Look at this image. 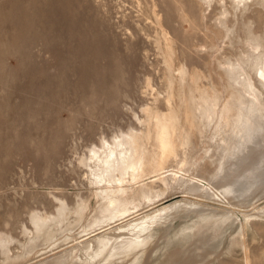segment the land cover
<instances>
[{"label": "rangeland", "instance_id": "374dc122", "mask_svg": "<svg viewBox=\"0 0 264 264\" xmlns=\"http://www.w3.org/2000/svg\"><path fill=\"white\" fill-rule=\"evenodd\" d=\"M158 17L179 61L197 69L208 86L222 81L218 62L238 61L250 35L264 37V0L238 8L234 0H0V234L10 243L9 250L0 248V264H57L76 250L84 256V246L97 248L96 236L81 242L92 231L83 229L97 200L78 156L102 137L137 126L134 112L143 116L142 108L156 98L166 109ZM199 145L195 155L203 153L204 143ZM185 190L145 204L112 230L177 202L197 203L203 214L259 220L249 225L243 245L230 248L234 236L243 239L239 224L218 238L203 229L190 239L192 230L182 228L194 225L201 212L181 211L161 227L141 264H264L262 187L232 205ZM81 198L90 204L84 219L69 214L63 226L52 225L54 238L27 255L35 234L32 214L56 216L59 199L73 210ZM66 226L72 230L65 232ZM7 254L16 259L7 261Z\"/></svg>", "mask_w": 264, "mask_h": 264}, {"label": "bare ground", "instance_id": "6f19581e", "mask_svg": "<svg viewBox=\"0 0 264 264\" xmlns=\"http://www.w3.org/2000/svg\"><path fill=\"white\" fill-rule=\"evenodd\" d=\"M249 1L234 0L236 8ZM158 23L161 36L157 43L166 66V109L158 106L156 98L153 105L142 108L143 116L134 112L137 126L120 129L111 138L104 136L99 145L77 155V164L87 171L97 200L83 229L92 231L81 242L96 236L98 246H84V256L80 250L67 253L57 264H141L161 227L169 226L181 211L201 212L194 225L182 228L192 230L186 236L190 239L203 229L212 230L213 238H218L239 224L237 237L243 239L234 236L230 248L236 243L243 245L249 225L259 220L247 214L242 220L233 212L203 214L197 203L177 202L112 230V224L138 213L145 204L164 200L175 189L185 188L230 205L240 197L250 198L260 187L264 189V90L255 81L264 89V37L250 35L247 51L238 61L218 62L215 68L222 72V81L208 86L197 69L179 61L173 37L159 17ZM220 23L228 35L230 29L223 20ZM200 141L203 153L195 155ZM59 201L56 216L32 214L35 234L26 247L27 255L41 242L54 238L52 225L63 226L71 213L81 222L90 207L83 198L73 210ZM70 226L63 227L64 231L70 232ZM8 244L9 239L0 234V248L9 250ZM12 258L7 254V261L16 259Z\"/></svg>", "mask_w": 264, "mask_h": 264}]
</instances>
